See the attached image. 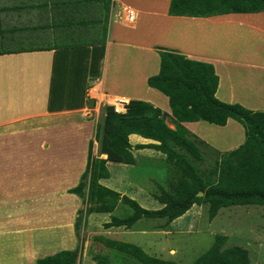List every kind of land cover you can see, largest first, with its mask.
<instances>
[{
    "label": "crops",
    "instance_id": "obj_1",
    "mask_svg": "<svg viewBox=\"0 0 264 264\" xmlns=\"http://www.w3.org/2000/svg\"><path fill=\"white\" fill-rule=\"evenodd\" d=\"M34 3L38 5L33 7L32 0H0L7 29L0 39L22 48L0 51V264H36L40 258L80 246L76 222L85 205L71 190L87 169L92 141L94 155L106 157L96 132L115 98L150 102L168 114L166 122L175 128L168 97L148 85V78L160 70L158 48L213 64L219 100L264 111V11L189 17L170 15L171 0ZM129 9L135 13L133 22L128 20ZM82 20L89 21L82 29L85 33L73 31ZM32 22L39 25L33 35ZM32 38L49 43L31 50ZM78 38L84 49H56ZM103 42L99 74L89 76L95 49ZM200 122L204 121L183 125L220 153L245 140L244 135L227 134L223 140L210 136ZM129 139L136 162L137 153L145 150L137 146L156 144L137 134ZM115 165L126 166L108 162L111 176L101 183L123 196L105 183L113 177ZM12 185L23 188L18 194L22 199H15ZM87 226L88 222L86 230ZM131 229L107 230L120 235ZM86 232L89 238L96 231L89 225L87 236Z\"/></svg>",
    "mask_w": 264,
    "mask_h": 264
},
{
    "label": "trees",
    "instance_id": "obj_2",
    "mask_svg": "<svg viewBox=\"0 0 264 264\" xmlns=\"http://www.w3.org/2000/svg\"><path fill=\"white\" fill-rule=\"evenodd\" d=\"M33 7L38 5L32 0ZM43 5V3H40ZM6 8L0 4V35L7 34L2 22ZM264 11V0H171L169 14L173 16L212 17L232 13H257ZM75 24L73 31L85 33L89 21ZM34 22V21H33ZM32 22V35L39 25ZM34 24V25H33ZM71 25V24H70ZM74 25V24H73ZM47 32L49 31V26ZM41 31L43 24H40ZM106 33V32H105ZM5 42V39L2 40ZM67 43V44H65ZM65 45V46H64ZM78 38L69 39L56 49H84ZM39 49L38 46L31 47ZM28 49V48H27ZM43 49V48H40ZM14 50V49H11ZM95 66L89 67V76L99 74L100 61L105 55V42L96 48ZM160 70L148 78V85L168 97L175 128L166 122L168 114L152 103L130 100L124 113H116L112 106L106 109L102 129H97L96 140L105 158L94 155V141L90 144L87 169L79 185L71 192L80 196L85 205L79 211L76 231L80 246L63 250L37 260L36 264H80L85 247L87 218L92 213H110L122 203L129 205L133 215L125 218L113 216L104 224L105 229L125 227L130 229L142 218L164 219L166 225L183 217L194 205H207L209 219L213 220L222 208L233 206L264 207V111H253L240 104H230L216 97L219 77L214 65L190 59L186 55L167 48H158ZM230 119L243 125L245 140L237 148L220 153L184 123L204 121L211 125L226 126ZM137 134L156 144L139 145L137 149H154L165 155L172 180L169 188L159 184L154 197L162 208L149 210L127 195L110 189L101 183L111 176L108 162L134 165L136 158L130 143V135ZM215 153L214 162L206 169L204 152ZM200 163V166H199ZM203 196H199V193ZM167 227V226H166ZM83 231V233H82ZM82 233V234H81ZM84 234V235H83ZM106 248L132 256L141 264H179L175 260L152 256L134 243L95 236ZM228 237L217 235L213 245L190 264H251L248 248L228 245ZM94 264H111L107 256L96 254Z\"/></svg>",
    "mask_w": 264,
    "mask_h": 264
},
{
    "label": "rangeland",
    "instance_id": "obj_3",
    "mask_svg": "<svg viewBox=\"0 0 264 264\" xmlns=\"http://www.w3.org/2000/svg\"><path fill=\"white\" fill-rule=\"evenodd\" d=\"M8 41L4 42L0 39V51L22 49ZM48 43V41L40 42L34 38L30 42L31 47L47 45ZM200 124L207 126L203 127V129L206 130L208 135H214L221 140L227 134L229 136L232 134L236 136L244 135L245 137V129L237 121L225 128L206 122H200ZM199 127L200 125L198 129ZM203 129L201 133H204ZM227 144L234 145L232 143ZM202 151L205 154L206 161L201 166L206 169L214 162L216 155L211 151ZM111 171L113 177L110 180H105L106 185L111 188L117 187L121 192L136 200L146 209L157 210L163 207L154 197V194L158 192L159 184L169 188L167 181L173 178L170 173L173 171V167H169L163 153L147 148L137 153L135 165H126L124 167L115 165V167L112 166ZM11 189L14 191L15 199H22L18 196L23 191L21 186L14 187L12 185ZM9 205L11 206V203ZM133 213L134 210L129 205L120 203L113 212L100 214L94 212L90 214L87 218L86 236L89 225H93L96 232L93 234L94 237L93 235L89 236V238L86 237L84 254L80 264H93V258L96 254L107 256L111 264H141L132 256L106 248L101 242L95 240L97 235L140 244L146 253L164 259L175 260L179 264L192 263L213 245L217 235L226 236L228 237L227 246L238 245L248 248L251 264H264L263 206L222 208L215 219L210 220L208 206L203 204L196 205L182 219L170 225H166L164 219L142 218L134 224L133 230L131 229L124 234L112 235L109 233L111 230L103 228V224L110 221L113 216L125 218L133 215ZM132 231H135V233H131ZM142 231H146V233L144 234Z\"/></svg>",
    "mask_w": 264,
    "mask_h": 264
},
{
    "label": "built area",
    "instance_id": "obj_4",
    "mask_svg": "<svg viewBox=\"0 0 264 264\" xmlns=\"http://www.w3.org/2000/svg\"><path fill=\"white\" fill-rule=\"evenodd\" d=\"M128 20L130 22L134 21L135 13L132 10H128ZM92 89H90V95H92ZM112 107H114V110L116 113H123L126 110V107L129 105V100L125 98H115L113 102L111 103Z\"/></svg>",
    "mask_w": 264,
    "mask_h": 264
},
{
    "label": "clouds",
    "instance_id": "obj_5",
    "mask_svg": "<svg viewBox=\"0 0 264 264\" xmlns=\"http://www.w3.org/2000/svg\"><path fill=\"white\" fill-rule=\"evenodd\" d=\"M90 89H92V87L90 88ZM90 89H89V91H90ZM129 103H130V100H129ZM110 106H112V105H110ZM114 108V107H113ZM124 113V112H123ZM85 231H86V229H85ZM86 239V238H85ZM84 252V251H83Z\"/></svg>",
    "mask_w": 264,
    "mask_h": 264
},
{
    "label": "water",
    "instance_id": "obj_6",
    "mask_svg": "<svg viewBox=\"0 0 264 264\" xmlns=\"http://www.w3.org/2000/svg\"><path fill=\"white\" fill-rule=\"evenodd\" d=\"M198 195H199V196H203V193L201 192V193H199Z\"/></svg>",
    "mask_w": 264,
    "mask_h": 264
}]
</instances>
